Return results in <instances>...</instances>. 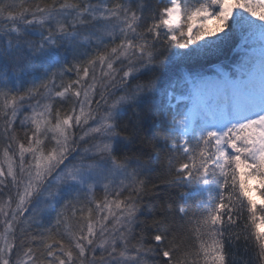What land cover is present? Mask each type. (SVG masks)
Masks as SVG:
<instances>
[{
    "label": "snow or ice",
    "instance_id": "1",
    "mask_svg": "<svg viewBox=\"0 0 264 264\" xmlns=\"http://www.w3.org/2000/svg\"><path fill=\"white\" fill-rule=\"evenodd\" d=\"M237 36L235 74L192 72ZM241 241L264 264V0H0V264H229Z\"/></svg>",
    "mask_w": 264,
    "mask_h": 264
},
{
    "label": "trees",
    "instance_id": "2",
    "mask_svg": "<svg viewBox=\"0 0 264 264\" xmlns=\"http://www.w3.org/2000/svg\"><path fill=\"white\" fill-rule=\"evenodd\" d=\"M41 2H44V0H41ZM154 2V0H153ZM239 43L238 36L234 37L231 40L225 41L220 49L216 52H213L209 55H207L204 58H201L197 61H195L191 65V70L194 74L199 72L200 70H203L204 68H208L211 65H214L216 62L223 61L224 59H228L230 55L233 54L234 51H237V46ZM240 53V51L236 52L235 55L237 56ZM42 71V70H41ZM36 78H39L40 74L36 73L34 74ZM70 78H75L74 74ZM33 77H28L27 82L24 84L25 87L31 86V81ZM154 155V153H153ZM167 167V160L165 158V153H161L160 161L158 162L157 172L153 175H157L160 172H162ZM182 189L178 188L176 185H173L170 188L164 189L165 193H171L173 196L176 195L178 191H181ZM97 198H101L103 196V190L100 189L96 193ZM198 199V197H197ZM242 226V224H241ZM230 256H229V264H257V262L254 259V252L249 247V250L246 252L244 248L243 241H241L239 244L233 245L230 248Z\"/></svg>",
    "mask_w": 264,
    "mask_h": 264
},
{
    "label": "rangeland",
    "instance_id": "3",
    "mask_svg": "<svg viewBox=\"0 0 264 264\" xmlns=\"http://www.w3.org/2000/svg\"><path fill=\"white\" fill-rule=\"evenodd\" d=\"M238 39H239V43H238V46H237V51H235V53L236 52H238V51H241V48H240V45H241V39H240V37H238ZM235 53L234 54H232L230 57H229V61H231L232 63H234L231 67H230V69L232 70V71H235V70H237V66H238V64H239V62H240V60H241V58L238 60V62H237V64L235 65V60H236V56H235ZM241 53H242V56H243V52L241 51ZM257 55L259 54L258 52L256 53ZM241 56V57H242ZM228 60V59H227ZM217 63V62H216ZM215 63V64H216ZM253 198L254 199H258V197L256 196V194H253Z\"/></svg>",
    "mask_w": 264,
    "mask_h": 264
}]
</instances>
